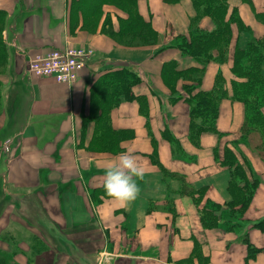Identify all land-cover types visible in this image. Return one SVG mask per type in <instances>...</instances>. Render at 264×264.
I'll list each match as a JSON object with an SVG mask.
<instances>
[{
    "label": "crops",
    "instance_id": "0c3cea01",
    "mask_svg": "<svg viewBox=\"0 0 264 264\" xmlns=\"http://www.w3.org/2000/svg\"><path fill=\"white\" fill-rule=\"evenodd\" d=\"M221 1L223 19L236 12L246 30L230 24L223 61L213 50L203 65L179 45L214 33L219 22L198 14L193 0H137L156 39L136 45L129 40L134 32L123 30L128 13L110 3L0 0L6 59L0 63V252L15 253V264H264L262 140L251 131L255 151L241 148L245 105L231 91L235 46L245 50L259 41L264 54V0ZM68 48L91 52L74 82L27 73L35 55ZM170 62L195 72L172 81L163 71ZM125 69L140 78L132 93L144 100L122 97L102 127V109L92 110L96 83ZM219 74L227 97L219 103L217 133L204 132L194 144L189 105L171 99L185 95L186 86L210 92ZM226 148L244 154L248 177L259 180L233 227L225 222L232 200L230 169L221 164ZM124 151L144 170L140 194L128 206L102 191L106 169ZM206 205L218 206L217 226L204 223ZM244 238L260 251L248 257Z\"/></svg>",
    "mask_w": 264,
    "mask_h": 264
},
{
    "label": "trees",
    "instance_id": "16d2710c",
    "mask_svg": "<svg viewBox=\"0 0 264 264\" xmlns=\"http://www.w3.org/2000/svg\"><path fill=\"white\" fill-rule=\"evenodd\" d=\"M93 1L91 5L93 7L101 6V4L110 3L118 7L120 10L128 13L129 18L124 23V31H149L150 38H153V42L156 39V35L148 26V23L140 18L136 1L137 0H89ZM248 1V0H246ZM194 6L198 11V14H208L219 22L217 30L212 34H193L189 41H185L179 45L181 51L199 60L203 65L213 59L212 51L218 50L219 55L216 59L223 61V57L230 44L231 32L230 24H235L238 30H246V27L242 24L240 19L234 12L230 20L226 22L223 19L224 13H226V4L221 0H193ZM1 17V12H0ZM197 18V17H196ZM3 20L2 18H0ZM146 36V35H145ZM152 42V43H153ZM262 42L252 41L247 45L245 50L239 49L236 45L233 52V62L231 67L234 80L231 81L232 99L241 101L245 105V128L247 131H257L260 134L262 140V147L264 151V73L261 72V65L264 61V54L262 53ZM2 54V51H0ZM168 71L169 79L176 81L178 78L190 72L194 73V70L182 72L177 70L176 64L170 62L164 65L163 69ZM198 70H196L197 72ZM203 69L199 70L196 82L200 83V76L203 73ZM163 73V76L165 75ZM167 74V73H166ZM140 82V78L130 70H120L116 72L108 73L107 76L102 77L96 86L98 89L94 90V101L92 102V110L97 112L98 108L102 109L100 116H97V122H100V126L105 127V116L108 110L116 106L121 102L123 97L126 101L136 100L142 102L143 97H135L132 93V87ZM184 94L177 96L174 100L184 99L189 105V138L197 144L200 135L204 132H214L216 130V120L218 117V109L220 101L227 97V91L224 88V80L219 74L215 79V84L210 92L198 91L194 93L195 87L186 86L183 88ZM145 102V101H144ZM144 115L147 113V105L144 103ZM99 124V123H98ZM168 135L167 131H165ZM102 135V134H101ZM103 136V135H102ZM171 139V144L176 147L178 143ZM245 139V137H243ZM243 164H241L231 149L226 148L224 151V157L221 164L230 169V184L229 193L231 195V202L226 204L227 209L230 211L225 218V222L230 227L238 224L239 217L243 214L247 205L249 204L254 191L259 183L258 178H249L246 170H249L247 160L242 157ZM103 192L104 187L102 188ZM201 194V191H197ZM197 198L196 200H198ZM212 207V208H210ZM202 210V219L206 225L217 226L216 223L219 218L215 214L214 209L218 206L211 205ZM236 208H238L236 210ZM261 224V223H260ZM262 225V224H261ZM259 226V225H257ZM244 241L248 246V257L254 256L260 249L253 247L249 244L247 238Z\"/></svg>",
    "mask_w": 264,
    "mask_h": 264
},
{
    "label": "built area",
    "instance_id": "2783aa9c",
    "mask_svg": "<svg viewBox=\"0 0 264 264\" xmlns=\"http://www.w3.org/2000/svg\"><path fill=\"white\" fill-rule=\"evenodd\" d=\"M91 52L68 48L35 55L28 63L27 73L35 77H52L61 83L74 82L85 68Z\"/></svg>",
    "mask_w": 264,
    "mask_h": 264
},
{
    "label": "clouds",
    "instance_id": "9594fccd",
    "mask_svg": "<svg viewBox=\"0 0 264 264\" xmlns=\"http://www.w3.org/2000/svg\"><path fill=\"white\" fill-rule=\"evenodd\" d=\"M144 176L143 168L137 157L127 151L118 154V162L113 163L105 171L104 191L111 199L128 206L140 194L137 179Z\"/></svg>",
    "mask_w": 264,
    "mask_h": 264
},
{
    "label": "rangeland",
    "instance_id": "374dc122",
    "mask_svg": "<svg viewBox=\"0 0 264 264\" xmlns=\"http://www.w3.org/2000/svg\"><path fill=\"white\" fill-rule=\"evenodd\" d=\"M4 27H5V21L0 19V51H2V54L0 53V63L4 62L6 60L5 59V53L3 50L4 43L2 40V30ZM143 34H144V36H143ZM129 40H134L135 45L141 43L142 41L150 42V43L153 42V38H150V36H148L147 34H145L143 32H140V31H134V36L131 35ZM129 43L131 44V41H129ZM3 70H4V68H0L1 72H3ZM241 142H243L242 143L243 145L241 147V148H243V151L246 152L247 148L251 149L252 151H255L256 147H255L254 142H253V134L251 133V131H248L246 133L245 139L243 138L241 140ZM231 151L236 156L237 160L239 159L238 160L239 162L241 161L240 159L245 156L240 151H238L236 148H232ZM14 254L15 253H13V252L11 254H6L4 252H0V264H15Z\"/></svg>",
    "mask_w": 264,
    "mask_h": 264
}]
</instances>
